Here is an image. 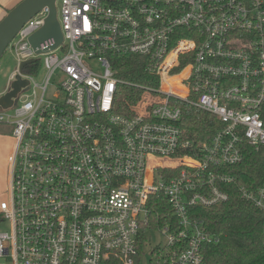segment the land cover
<instances>
[{
  "label": "built area",
  "instance_id": "1",
  "mask_svg": "<svg viewBox=\"0 0 264 264\" xmlns=\"http://www.w3.org/2000/svg\"><path fill=\"white\" fill-rule=\"evenodd\" d=\"M56 9L58 47L31 45L44 8L7 49L18 69L0 98L17 77L28 86L0 106L14 139L2 264H138L153 218L167 220L153 264H204L222 234L194 209L228 203L220 184L237 179L224 170L247 147L264 153V0H58ZM135 58L145 74L119 77ZM184 105L218 119L208 141L186 133ZM238 192L264 213V188Z\"/></svg>",
  "mask_w": 264,
  "mask_h": 264
},
{
  "label": "trees",
  "instance_id": "2",
  "mask_svg": "<svg viewBox=\"0 0 264 264\" xmlns=\"http://www.w3.org/2000/svg\"><path fill=\"white\" fill-rule=\"evenodd\" d=\"M120 70L119 77L132 81L145 74L143 62L136 58L121 61ZM130 100L134 102V99ZM183 111V128L195 142L208 141L221 126L215 116L196 107L184 105ZM5 128L7 126L0 124V131ZM224 171L237 179L232 184H220L221 190L229 193L230 201L209 209H194L196 218L204 220L211 232L222 234L219 244L205 248L204 264H264V213L242 199L238 192L240 186L264 188V153L247 147L243 163ZM158 199L160 205L156 212L162 217L170 210L162 196ZM152 220L155 228L167 222L166 219L160 223L155 218ZM139 252L138 264L141 250ZM159 252L157 249L152 251Z\"/></svg>",
  "mask_w": 264,
  "mask_h": 264
},
{
  "label": "water",
  "instance_id": "3",
  "mask_svg": "<svg viewBox=\"0 0 264 264\" xmlns=\"http://www.w3.org/2000/svg\"><path fill=\"white\" fill-rule=\"evenodd\" d=\"M58 0H23L14 9L10 10L0 22V60L4 56L10 44L13 42L21 28L44 8H49L50 15L45 26L31 37V45L38 48L42 42L54 39L58 47L63 42V35L58 21L56 2ZM27 65L24 63L22 67ZM28 86V82L17 77L12 85V91L0 98V106L10 109L14 105V99L21 89Z\"/></svg>",
  "mask_w": 264,
  "mask_h": 264
},
{
  "label": "rangeland",
  "instance_id": "4",
  "mask_svg": "<svg viewBox=\"0 0 264 264\" xmlns=\"http://www.w3.org/2000/svg\"><path fill=\"white\" fill-rule=\"evenodd\" d=\"M60 7V2L58 3ZM18 69V61L13 52L7 50L4 56L0 60V94H2L8 85L10 76ZM45 71H43L38 77L40 82H43ZM1 111V109H0ZM9 128V129H7ZM0 131V203L6 201L9 198L10 191V168L9 162L5 160L4 154L6 150L13 147L14 139L11 134V128L7 127ZM152 228L146 230V241L143 242L141 247V262L140 264H153L151 261H155V255L152 254L153 250L160 251L159 253L164 256L163 249L166 247L167 238L166 235ZM11 225L5 216L0 212V232H10ZM160 254H157L159 257ZM4 262L0 259V264Z\"/></svg>",
  "mask_w": 264,
  "mask_h": 264
},
{
  "label": "crops",
  "instance_id": "5",
  "mask_svg": "<svg viewBox=\"0 0 264 264\" xmlns=\"http://www.w3.org/2000/svg\"><path fill=\"white\" fill-rule=\"evenodd\" d=\"M23 0H0V22L6 17L7 13L14 9ZM12 148H8L3 155L5 160L9 162V157L12 153Z\"/></svg>",
  "mask_w": 264,
  "mask_h": 264
}]
</instances>
